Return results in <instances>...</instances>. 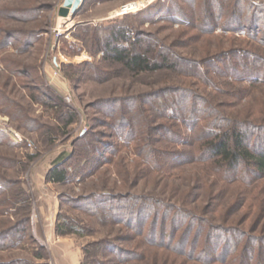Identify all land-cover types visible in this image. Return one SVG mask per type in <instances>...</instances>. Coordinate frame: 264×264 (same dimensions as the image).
Wrapping results in <instances>:
<instances>
[{"label":"trees","instance_id":"1","mask_svg":"<svg viewBox=\"0 0 264 264\" xmlns=\"http://www.w3.org/2000/svg\"><path fill=\"white\" fill-rule=\"evenodd\" d=\"M90 1L93 0L85 1L77 15ZM157 5L151 8H157ZM198 5L202 7L201 15L193 9ZM43 8L44 5L35 7L34 11H22L27 19L36 21ZM175 8L176 17H168L166 20L171 27L182 25L184 29L180 31L181 40L176 37L167 41L165 37L139 28L152 17L141 20L138 16L140 24L137 26L127 22H112L108 26L95 28L88 24L77 27L85 30V35L77 37L84 42V48L93 56L102 52L103 57L98 63L64 66L69 79H74L73 74L82 76L83 68H86L99 82L124 75L133 79L162 75L164 79L174 78L187 83L95 103L93 108L103 113L108 120L101 124L112 130L105 137L111 141L103 140L94 132L97 123L92 118V130L80 135L72 150L61 153L53 162L46 176L48 182L68 184L75 179L83 182L98 173L100 166L108 165L116 158L123 160V152L128 150L138 159L137 178L133 183L145 177L155 178L156 183H165L159 193L137 194L128 186L129 190L124 193L94 192L78 197H64L61 194L62 204H69L70 208L81 211L103 225L119 227L118 231L127 232L126 235L117 233L115 237L83 245L81 264H129L138 253L119 246V241L133 242L139 250L145 248V253L147 248H153L179 255L184 259L179 258V264L187 261L191 264H264V111L260 110L261 118L258 120L252 119V116H230L215 104L219 94L236 92V95L242 97L249 88L264 90V54L260 50L241 48L213 52L207 49L206 55L195 58L178 50L186 47L189 41L212 36L219 27L224 31H245L248 40L264 49V37H259L260 32L264 31V24L262 27L258 24L261 17L258 13H264V3L258 5L249 0H192L187 8ZM158 12L153 20L159 16ZM188 12H191L190 16ZM242 12L251 17L249 23L240 17ZM88 29L94 32L89 38L86 34ZM6 30H0V47L15 38H27L23 49L18 47L21 53L28 51L33 44L31 40H36L43 32L42 28L27 34ZM193 31L197 33L189 36ZM16 44L22 45V42ZM15 65L16 60L6 59L4 65L0 66L11 77H23L19 69L15 70ZM212 73L220 79L232 78L238 84L246 81L250 86L232 91L228 88L231 83L225 82L224 87H219L215 81L217 77H212ZM198 84L204 88L211 86L214 92L212 97L202 94L197 89ZM24 89L33 103L52 109L60 125L56 129L28 117L26 108L11 99L0 87V111L11 120L20 122L18 129L43 132V138L52 143L57 130L65 133L76 122V112L46 86L35 85ZM185 104L189 107L186 110L183 109ZM170 109L173 115H170ZM192 124L199 128L194 135L188 136L184 130L186 127L192 129ZM6 142L10 147L14 145L0 128V144ZM6 159L8 157L0 155L1 166ZM11 163H14L12 159L9 165ZM199 164L204 167L198 168L197 173L201 174L196 173L190 178L192 185L189 182L180 185L189 188L188 191L183 190L184 195H180L179 187L168 188L169 181L180 177L186 166L196 167ZM15 184V181L0 174V197L7 190L10 192ZM166 190H171L170 195L174 198L178 199L179 196L180 201L169 200ZM26 196L21 190L17 197H13L14 200L8 198L4 204L1 203L4 207L8 206L9 210L11 206L22 204ZM201 196L210 198L213 213L221 207L224 197L232 196L227 212L237 214L241 211L244 215L240 220L230 221L228 214L224 218L231 223L215 224L209 217H202L195 209L187 206L188 202H194ZM254 208L257 214L252 225L247 228L243 224L252 216ZM29 221V215L26 214L16 224L0 229V251L19 248L24 239L32 240ZM55 231L60 236L82 237L87 233L81 218L63 213L58 217ZM35 255L38 259H46L43 247H37ZM29 262L17 259L0 264Z\"/></svg>","mask_w":264,"mask_h":264},{"label":"rangeland","instance_id":"2","mask_svg":"<svg viewBox=\"0 0 264 264\" xmlns=\"http://www.w3.org/2000/svg\"><path fill=\"white\" fill-rule=\"evenodd\" d=\"M139 1L141 0H107L104 2L93 0L87 3L83 11L74 18H61L58 15V11L62 7L64 0H4L0 2V12L2 13L0 17V30L3 32H6V29H11L13 32L27 34L28 32L34 33L38 28L43 29V32L39 34L36 40H31L32 46L24 53H21L19 48L23 49L24 42L28 40L27 38H23L22 40L15 38V40L13 39L8 42L4 47H0V65H4L6 59L16 60L17 65L14 68L15 70L19 69V72H22L20 75L23 76L21 78L11 77L0 66V87L4 89L11 99L26 108L28 117L34 120L36 118L38 123L42 125L46 124L57 129L60 124L54 118L55 113L53 110L41 104L33 103L24 87L29 86L32 88L35 85L46 86L54 94L63 98L65 104L74 110L77 115L76 122L65 133H61L60 130H57L56 133L54 132L56 138L50 143L43 138V132L33 133L27 129L20 130L18 129L19 124H21L20 122L11 120L8 115H4L0 111V128L6 133L9 141L14 144L12 147H10L8 142L4 145L0 144V155L14 161V163L9 165L10 160L6 159L3 163L5 166H1L0 164V174L6 179L17 183L11 188L10 192L7 190L0 197V229H5L16 224L18 220L28 214L30 219L29 235L32 238V240H29V238L24 239V243L19 248L1 250L0 262L20 259L30 261V264H75L76 262L81 264L83 245L100 239L115 237L117 233L119 235H126L127 232L122 233L118 231L119 227L112 228L108 225H103L98 220L85 215L81 211L70 208L69 204H62L60 200L61 194L64 197H78L94 192L103 193L112 191L124 193L129 190L128 186L137 194H148L155 191L159 193L162 191L165 183L163 184L158 181L156 183L155 178H140L138 182L134 181L133 183V180L137 178L135 175L138 159L136 155L129 153L128 150L123 152V156L125 157L123 160L116 158L112 163L100 166L98 173L83 182H78L75 179L72 183L68 184H48L49 182H47L44 175L48 166L52 165L61 153L72 150L73 144L80 135L88 130H92V118L97 123L94 132L103 140L111 141L110 138L105 137L112 130L101 124L102 121L108 120L103 113L93 108L95 103L114 97L144 94L182 82H184L183 85H187L185 81L174 78L164 79L161 77L162 75L143 76L138 79L124 75L99 82L92 77V73L86 68H83L82 76L80 74H73L72 77L74 79H69L66 75L67 69L64 66L98 63L103 57L102 52L93 56L84 48V42L77 38L79 37L78 35H85V30L77 29L82 24H88L95 28L102 25L108 26L112 22H127L137 26L140 24L138 23L140 22L139 19L152 17L150 21L139 26V28L155 33L160 37H165L167 41H172L176 37L181 40L180 31L184 29L182 25L175 24L171 27L170 22L166 19L175 16V7L187 8L192 0H149L151 2L139 10L124 15L118 14L124 5ZM198 1L200 2L201 0ZM249 1H254L258 5L264 3V0ZM43 5L45 8H43L44 10L41 11L36 21L35 19H27L25 17L27 15L23 14L22 10L24 9L34 11L35 7ZM154 5H157V8H151ZM162 8L165 9L161 11L160 9ZM193 9L198 15L202 14V7L199 5ZM157 12L160 14L158 17H154L153 20V16ZM258 14L261 16L258 24L262 27L264 24V13L259 12ZM188 15L190 16L191 12H188ZM239 15L246 23L250 22L251 17L249 15L243 12ZM239 32L241 31H224V29L219 27L212 36L206 35L199 38V40L189 41L186 47L178 48V50L187 56L195 58L206 55L207 49H209L208 52H213L220 49L241 48L250 51L260 50L264 54V49H260L253 41L247 39L246 32L245 35H238ZM87 33V38H89L94 32L92 29H88ZM196 33V31H193L189 33V36ZM259 37H264V31L260 32ZM19 41L22 42V45L16 46V42L18 43ZM212 77L216 78L217 76L212 73ZM215 81H217L219 87H224L225 82L231 83L229 87H226L229 90L233 89L232 91L240 88H249L250 86L246 81L241 84L235 83L232 78L220 79L217 77ZM22 83L25 84L24 87L21 86ZM197 89L210 98L212 97L211 94H214L211 86L204 88L202 84H198ZM215 104L217 108L230 116H252V119L259 120L261 118L260 110L264 111V90L262 88L257 90L249 88L242 97L236 95V92L219 94L217 103L215 102ZM188 108V104L183 106L184 110ZM10 109L13 111L12 108ZM169 112L170 115L174 114L171 109ZM262 117H264L263 112ZM198 128L195 124H192V129L186 127L184 133L188 136L194 135L198 131ZM15 133L23 137L21 142L15 139ZM199 167L204 166L201 164L196 167L186 166L180 177L169 181L170 187L168 188L179 187L180 195H184L182 194L183 190L188 191L189 188H182L180 185L187 184L188 182L192 185L190 178L194 177ZM197 174H201V172ZM209 177L210 179L212 178V176ZM21 190L27 195L24 197L22 204H17L14 207L11 206L7 210L8 206L4 207L2 203L6 200L8 201V198L14 200L13 197H17L18 192ZM170 192L171 190H166L169 200L180 201L179 196L178 199L174 198L170 195ZM55 201H57V205ZM231 201L232 196L224 197L221 200V207L215 213L210 208L211 200L210 198L208 199V196H201L198 200H194V202H188L187 206L195 209L202 217H209L215 224H229L230 221H233L232 219L240 220L241 216L244 215L241 211L237 214H233L232 212L231 214L230 211L227 212ZM247 204H250V202ZM54 205L57 208L56 213ZM253 211L252 216L243 224L247 228L252 225L257 214L256 208ZM61 213L73 216L74 218H81L86 225L87 233L82 237L76 235H58L55 228ZM228 214L231 218L230 221L224 218ZM118 243L124 249H131L138 253L136 259L130 261L129 264H179L181 262L180 259L184 260L183 257L169 254L165 250L147 248V253H145V248L139 250V247L133 242L119 241ZM37 247L44 248L46 253L45 260L36 258L35 250ZM77 254H80V257ZM183 264L191 263L187 261Z\"/></svg>","mask_w":264,"mask_h":264},{"label":"water","instance_id":"3","mask_svg":"<svg viewBox=\"0 0 264 264\" xmlns=\"http://www.w3.org/2000/svg\"><path fill=\"white\" fill-rule=\"evenodd\" d=\"M86 0H64L58 11L61 18H74Z\"/></svg>","mask_w":264,"mask_h":264},{"label":"built area","instance_id":"4","mask_svg":"<svg viewBox=\"0 0 264 264\" xmlns=\"http://www.w3.org/2000/svg\"><path fill=\"white\" fill-rule=\"evenodd\" d=\"M152 1V0H151ZM151 1L149 0H141L139 2H133V3H129V4H126L124 5L122 8H121V11L118 12V14L120 15H124V14H128L129 12H132V11H136V10H139L143 7H145L147 4H149ZM238 35H245V31H241L238 33ZM15 139L19 142H21L23 140V137L18 134V133H15ZM29 146H31L29 144Z\"/></svg>","mask_w":264,"mask_h":264},{"label":"crops","instance_id":"5","mask_svg":"<svg viewBox=\"0 0 264 264\" xmlns=\"http://www.w3.org/2000/svg\"><path fill=\"white\" fill-rule=\"evenodd\" d=\"M52 167V165H50V166H48V168L46 169V171H45V173H44V175L45 176H47V173H48V171L50 170V168ZM48 182V181H47ZM52 182H49L48 184H51ZM55 184V183H54ZM57 199V198H56ZM56 203V205H57V201H55ZM54 207H55V205H54ZM45 209V208H44ZM43 209V210H44ZM57 212V208L55 207V213ZM49 231V230H48ZM44 232H45V230H44ZM77 256L78 257H80V254H77ZM75 264H79V262H76Z\"/></svg>","mask_w":264,"mask_h":264}]
</instances>
